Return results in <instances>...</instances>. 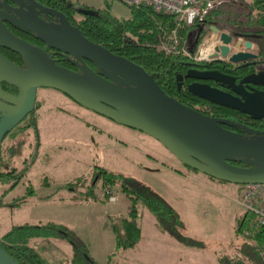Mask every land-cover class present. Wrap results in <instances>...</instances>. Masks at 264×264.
<instances>
[{"label":"rangeland","instance_id":"374dc122","mask_svg":"<svg viewBox=\"0 0 264 264\" xmlns=\"http://www.w3.org/2000/svg\"><path fill=\"white\" fill-rule=\"evenodd\" d=\"M67 1L112 18L127 19L132 15L131 7L120 0ZM82 18L77 15L78 20ZM175 29L182 40L179 26L160 31L157 36L156 46L167 55L178 54L164 47L168 42L166 37ZM37 102L38 107L45 104L37 125L35 165L29 177L14 190L10 189L11 184L0 183V238L14 226L62 219L67 230L85 244L87 257L96 264H108L116 250L111 216L127 213L126 194L117 186L116 200L111 202L102 197L103 186L98 183L95 191L101 197L98 201L74 203L67 198L60 199L62 194L86 190L90 177L100 166L150 187L178 212L184 232L206 246L194 249L196 257L189 258L192 264H219L218 253L239 255L245 243L252 242L245 229L248 225L239 230L240 220L247 214L240 202V185L211 178L186 166L154 137L89 110L61 91L39 88ZM33 131L31 128L30 135L6 138L2 146L3 170L9 167L20 170L28 165L33 147L27 145H36ZM19 141L24 144L18 146L19 154L11 157L8 148ZM86 178L84 188L69 185ZM140 210L144 227L152 224L151 212L145 207ZM163 247L162 243L156 246L157 250ZM150 249L154 250L151 244ZM160 250L157 252L165 253ZM116 256L113 263L118 261Z\"/></svg>","mask_w":264,"mask_h":264},{"label":"water","instance_id":"95a60500","mask_svg":"<svg viewBox=\"0 0 264 264\" xmlns=\"http://www.w3.org/2000/svg\"><path fill=\"white\" fill-rule=\"evenodd\" d=\"M13 1L20 4L18 15H0V46L20 54L26 67L16 65L0 54V159L6 135L35 111L38 89L45 87L61 91L89 110L154 137L186 166L214 179L238 185L264 183V135L250 129L246 135L232 131L223 124L239 126L238 123L205 115L178 101L167 94L142 66L87 38L63 12L36 0ZM24 1H29L28 10L23 7ZM80 8L85 14H97L96 10ZM40 13L55 16L60 23L48 22ZM5 22L33 33L47 48L15 35ZM206 23L211 31L220 33L223 43L217 47L221 50L220 59L235 64L256 63L250 62L257 57L252 51L253 45L263 40L256 39L257 35H250L252 39L248 40L241 33L232 36L223 32L217 22L208 19L187 36L191 54L196 51ZM241 42L246 43L248 50L231 52V46L240 47ZM48 48L81 61L82 73L58 65ZM211 58V61L216 60L218 53ZM84 60L100 68L102 74L96 73ZM184 77L214 80L237 93L233 95L209 84L193 82L187 86L192 95L254 119L264 117V92H248L242 84L236 85L233 78L216 70L190 69L185 76L177 73L179 88ZM2 82L16 87L18 94L5 92ZM243 82L264 85V73L246 77ZM236 161H245L250 166H237ZM0 264L21 263L0 243Z\"/></svg>","mask_w":264,"mask_h":264},{"label":"trees","instance_id":"16d2710c","mask_svg":"<svg viewBox=\"0 0 264 264\" xmlns=\"http://www.w3.org/2000/svg\"><path fill=\"white\" fill-rule=\"evenodd\" d=\"M130 7L132 15L127 19L112 18L97 11V14H85L81 20H77L75 25L82 34L93 42L99 43L111 52L126 57L142 66L149 74L154 76L167 94L174 96L177 94L178 89L176 74L182 72L183 65L192 60L185 53L167 55L160 51L156 46L157 36L160 31L171 30L179 26V32L185 46L187 36L196 27V24L188 25L180 21L176 14L156 10L149 5L143 4ZM205 18L209 21H217L221 29L232 34L259 35L264 38V0H220L207 12ZM38 106L37 102L35 111L9 132L4 141L7 137L13 136L22 130L36 128ZM219 107L224 111H233L230 110L231 108ZM23 144V141H19L10 146L8 148L10 156L13 157L19 154L20 147ZM18 146L20 147L18 148ZM35 159L36 154H33L28 165H25L21 170L15 167L3 170L1 150L0 183H9L11 184L10 189H12ZM234 164L237 166H250L245 161H236ZM86 180L88 179H80L77 182L69 183V185L83 186ZM98 183L103 186V198L107 199L104 195L106 189H115L118 186L129 199L127 214L111 220L112 228L116 234V250L110 255L108 264H115L113 261L120 251L134 248L139 243L141 239L139 225L141 207L147 208L155 216L159 227L180 243L190 247L205 246L203 242L186 235L184 223L178 212L150 187L134 178L98 166L89 179V185L86 186V198H98L95 193ZM252 219L253 216L246 214L240 220L239 227V230L243 231V228L248 225L245 229L249 231L248 236L252 242H246L239 255L236 253L233 256L226 254L219 256L220 264H264V227L255 221L252 222ZM58 235L65 237L73 244L75 248L74 262L76 264H96L90 256L87 257L85 244L78 241V238L66 227L54 223H27L22 226H14L0 238V243L21 264H49L32 246L31 242L34 239H49Z\"/></svg>","mask_w":264,"mask_h":264},{"label":"flooded vegetation","instance_id":"af4514ba","mask_svg":"<svg viewBox=\"0 0 264 264\" xmlns=\"http://www.w3.org/2000/svg\"><path fill=\"white\" fill-rule=\"evenodd\" d=\"M36 1L48 8L63 12L73 25H75V23L78 20L77 15L85 16V13H83L82 9L80 8L83 6H75L73 4H70L67 0H36ZM22 4H23V7L28 10L29 1H24ZM19 5L20 4L16 3L13 0H0V15H3V16L7 15L9 17L13 15L15 16L18 15L17 9L20 7ZM84 8L90 9L88 7H84ZM40 16L44 18L45 20H47L48 22H52L55 24L60 23L59 19L55 16L45 14V13H40ZM5 23L7 27L10 29V31L13 32L15 35L25 39L26 41H28L29 43L33 45H36L42 48H47L46 44L41 39L37 38V36H35L33 33L26 32L25 30L21 28H15L14 26H12L11 24L7 22ZM217 24L219 25V23ZM198 25L199 23L197 24V26ZM197 26L194 27L192 30L197 28ZM208 26H209V23H206L205 29L201 33L200 41L198 45L202 42L204 36L207 34ZM257 36L258 37L256 39L264 40L262 36H259V35ZM244 37H247V39H252L250 35L244 34ZM255 44L256 46L253 47L252 51L257 54V57L250 61V62H256L255 64H248V65H244V63L235 64L226 59H220V58H217L216 60L211 61V62L190 61V62H186L183 65L182 72H177V73H181L185 76L186 73L190 69H196L198 71L199 70L200 71L216 70V71H220L230 76L231 78H233V82H235L236 85L242 84V86L248 92H253L254 90L264 92V85H254L252 83L243 82V79H245L246 77L254 76L255 74H259L261 72L264 73V43L262 42V43H255ZM257 45L259 47H257ZM47 50L52 55L53 59L58 65L82 73V70L79 66V64L82 62L79 61L78 59L72 56H69L63 52L52 49V48H48ZM0 54L6 57L7 59H9L10 61H12L13 63H15L16 65H19L21 67H26V61L20 54L13 52L2 46H0ZM84 63L89 65L96 73L102 74V70L96 67L95 65H93L92 63H90L89 61L84 60ZM193 82L209 84L212 87L226 91L233 95H237V93L234 92L232 88L220 82H216L214 80H204V79L184 77L182 80V87L179 88L178 86L177 94H175L174 96L172 95L170 96L176 98L178 101L184 103L185 105H188L202 112L205 115H208L211 117H217V118L230 119L234 121L235 123L239 124V126H230L227 124H223V127L227 129H230L232 131H235V132H238L244 135L248 134L247 131L250 129V130L258 131L260 134L264 135V117L261 119H254L245 113H242L240 111L230 109V108L229 109L233 111H224L223 109H220L218 105L216 106L215 104H210L208 101L192 95L188 91L187 86ZM1 85L5 92L12 93V94H18L17 88L8 84L7 82H2ZM177 85H178V82H177ZM212 105L215 106V108H213ZM36 106H37V103H36Z\"/></svg>","mask_w":264,"mask_h":264},{"label":"crops","instance_id":"0c3cea01","mask_svg":"<svg viewBox=\"0 0 264 264\" xmlns=\"http://www.w3.org/2000/svg\"><path fill=\"white\" fill-rule=\"evenodd\" d=\"M214 44L215 41L213 40ZM45 104V103H44ZM43 104V105H44ZM43 105L41 107H38L37 109V123L36 128H33V136L35 138V144L37 143L36 138L38 137V121L40 117V110L42 109ZM31 128L27 129L25 131H20L14 136L19 138L20 136L30 135ZM20 140V139H19ZM28 147H33V152L31 153V156L33 154H36L38 152V147L36 145H32V143L27 145ZM62 147V146H61ZM36 161V159H35ZM35 161L30 165L26 173L22 176L21 179H19L17 185H15L11 190H14L19 182H22L25 177H29L31 173L32 167L35 165ZM22 166L20 168L23 169ZM104 168V167H103ZM212 178V177H211ZM83 187V186H82ZM84 188V187H83ZM85 190L80 191V193H70L66 196V194H62L60 196L61 200H65L66 198L68 200H71L74 203L83 202V201H98L101 197L98 196V198H86L85 196ZM140 210V218H139V225L141 228V239L139 243L134 247L126 250L120 251L118 254V261H115L117 264H192L190 262V257H196V254L193 252L194 249H203L204 247H190L186 246L182 243H180L178 240H176L174 237H172L167 232H164L158 225L157 220L155 216L153 215V223L149 226L142 224V214ZM127 214V213H126ZM126 214H118V215H112V218H116L122 215ZM181 218V217H180ZM60 221H52L48 220L47 222H39L37 224H47V223H54L57 225H62L66 227L65 221L62 219H59ZM30 224V223H29ZM114 231V230H113ZM115 233V232H114ZM187 235V234H186ZM189 236V235H188ZM191 237V236H190ZM193 238V237H192ZM115 241H116V234H115ZM201 241V240H198ZM203 242V241H201ZM32 246L49 262V264H76L74 262L75 257V248L73 244L66 239L63 236H56L51 237L49 239H34L32 240ZM162 243L164 245L163 249L160 251H164L165 253L157 252L156 246L157 244ZM204 243V242H203ZM150 244L153 246V249H150ZM205 244V243H204ZM149 249V250H148ZM157 250V251H155ZM126 252L128 253L125 257ZM219 256L220 253L217 255V261L219 263ZM117 257V256H116ZM110 259V258H109ZM168 259V260H166ZM166 260V261H165ZM220 264V263H219Z\"/></svg>","mask_w":264,"mask_h":264},{"label":"built area","instance_id":"2783aa9c","mask_svg":"<svg viewBox=\"0 0 264 264\" xmlns=\"http://www.w3.org/2000/svg\"><path fill=\"white\" fill-rule=\"evenodd\" d=\"M129 6L149 5L156 10L165 11L168 13L176 14L180 21L185 22L188 25L201 24L205 18L207 12L213 8L220 0H120ZM223 32L227 30L221 29ZM162 35V34H161ZM232 36H238L232 34ZM166 37V36H164ZM167 43L165 49L168 51H178V53L187 54L194 62H207L211 61V56L218 53V58H222L221 50H217V47L223 43L220 40V33H214L209 29L204 36L200 45L197 46V50L194 54L188 51L187 40L185 46L183 41L178 38L177 30H173L172 34L166 37ZM247 39V37H243ZM215 41V44L213 42ZM248 40V39H247ZM176 43V45L174 44ZM256 44L253 45L255 47ZM247 45L245 42H241L240 47L231 46V52L245 51ZM114 188H108L105 190L104 195L111 202L116 200L114 195ZM240 202L246 209L247 214L253 216V220L264 227V183H249L241 185ZM264 252V247H263Z\"/></svg>","mask_w":264,"mask_h":264}]
</instances>
